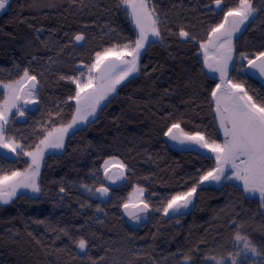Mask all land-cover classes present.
<instances>
[{
	"label": "trees",
	"instance_id": "1",
	"mask_svg": "<svg viewBox=\"0 0 264 264\" xmlns=\"http://www.w3.org/2000/svg\"><path fill=\"white\" fill-rule=\"evenodd\" d=\"M213 1L148 0L159 17L163 42L150 41L140 54L138 73L117 87L95 119L67 135L62 152L46 155L38 196L21 192L0 203V264H176L185 255L198 259L204 254L190 248L191 230L200 231L202 220L184 216L179 235L176 218L164 215L163 207L199 182L216 161L191 148H173L164 133L179 123L185 132L221 139L211 95L218 79L206 69L200 47L224 17V10L208 7ZM237 4L227 0V7ZM182 30L189 36H180ZM79 34L81 44L75 42ZM137 37L121 0L11 1L0 17V103L5 99L1 85L19 80L28 69L37 76V105L24 121L13 118L6 125V135L22 151L14 161L0 153V175L26 170L30 159L24 151L71 122L76 103L68 97L75 96L76 86L67 78L79 77L77 64L91 65L97 52ZM231 79L245 83L254 95L249 77L236 70ZM152 101L158 107L149 105ZM109 158L126 166V179L113 183L110 200L101 202L94 190L106 179L102 168ZM134 186L144 189L150 205L147 220L138 226L121 212ZM81 238L88 245L84 255L77 252ZM183 240L189 253L180 247Z\"/></svg>",
	"mask_w": 264,
	"mask_h": 264
},
{
	"label": "snow or ice",
	"instance_id": "2",
	"mask_svg": "<svg viewBox=\"0 0 264 264\" xmlns=\"http://www.w3.org/2000/svg\"><path fill=\"white\" fill-rule=\"evenodd\" d=\"M214 2L217 8L221 7L222 0H214ZM8 3L9 0H0V10H3ZM121 3L130 9L131 19L139 30L137 39L134 42L124 44L122 47L107 48L103 52H97L95 62L91 65H85L89 73L85 81L76 77L67 78L76 86L75 96L68 97V100H75V115L66 126L56 129L57 135L53 136V133H49L44 140L40 141L46 147L63 148L64 137L69 130L74 129L78 124L88 123L89 117L95 116L101 101L107 99L109 94L114 93L118 84L139 71L138 60L141 49L144 48L149 35L161 38L158 26L159 17L155 15V8L149 4L148 0H121ZM259 11L260 9L254 6V0H238L236 7L229 8L224 13V23H220L211 29L208 41V44H213L214 47L219 42L218 55L213 57L212 63L209 62L208 44H200V47L205 49V66L210 71L220 74L221 83L216 85L211 95L216 102V118L219 120V127L223 130L224 139L221 143H217L215 140L210 141L201 133L189 134L180 127L179 123H173L168 127L164 134L169 136L171 140L178 141L180 144L188 141L208 149L215 154L216 164L212 170L200 177L198 183L187 191L177 193L168 199L163 207L164 215H168L170 210L178 213L182 208H187L192 202L197 188L205 181L221 182L232 179L242 181L243 191L252 194L258 193L261 203L264 204V102L257 103L253 96L245 91L242 83H236L228 78L229 62L232 60L234 51L233 36L240 31L241 25H244L246 21H249L250 18L255 19ZM230 16L234 18V22L231 27L225 28V23ZM180 36L188 37L189 33L182 30ZM213 36L215 40L212 39ZM75 39L80 41L84 37L77 35ZM161 42H163L162 38ZM109 56H114L115 61L119 63L109 61L106 64L105 59ZM126 57H131V59H126ZM240 58L247 60L250 68L264 76V52H260L255 59H250L246 54L240 53ZM93 70H96L99 75L93 76ZM80 76L83 77L84 73L81 72ZM61 79H65V77H61ZM96 81L99 83L97 84ZM225 84L227 88L221 92L222 85ZM25 85L28 86L27 92H24ZM2 86L7 90V94L3 103L0 104V148L9 149L11 152H16L17 149L22 151L21 145L16 143L13 137L6 135V125L9 123L8 115L12 109L15 108L17 112L23 115L19 101L24 96L33 97V102H35L34 97L38 86L37 76L30 75L28 69H24L23 76L19 80L2 84ZM87 89L92 91L82 96V93H85ZM25 102L28 101L25 100ZM23 154L32 157V165L35 167L29 166L23 172L15 171L11 174L0 175V203H10L20 188L31 189L33 193L41 192L36 177L39 174V160L43 158V150L38 145L36 151ZM109 163L107 160L104 162L105 174L108 173ZM124 167V165L120 166L121 175ZM229 170H231V175L228 174ZM108 179H112V177L108 176ZM60 191L63 192L64 189L61 188ZM96 191L107 194L109 189L101 187ZM136 191L142 196L144 189L138 188ZM123 207L133 220H139V213L148 211L150 205L146 201L140 200L139 204L131 205V208L135 209L134 211L129 210L130 205L127 203ZM156 211H160V209H156ZM65 235H67L66 232ZM234 240L243 242V248L235 253H228L231 264H241V260L246 261L249 254L264 259V247L255 246L246 235H241L239 230L236 231ZM77 246L81 251H84L87 247V241L81 238ZM236 247L239 245L237 244ZM191 259V255H185L183 264H190ZM206 259L214 261V264H225L226 258L217 259L215 256H211L206 257ZM92 264H98V262L93 260Z\"/></svg>",
	"mask_w": 264,
	"mask_h": 264
},
{
	"label": "flooded vegetation",
	"instance_id": "3",
	"mask_svg": "<svg viewBox=\"0 0 264 264\" xmlns=\"http://www.w3.org/2000/svg\"><path fill=\"white\" fill-rule=\"evenodd\" d=\"M11 1L9 0L5 8L0 10V17L9 9ZM254 6L260 11L256 14L255 19L250 18L240 27L239 35L236 38L237 43L236 41L234 43L233 68L228 71V78L231 79V74L236 70L240 75L249 77V84L253 88L254 95L250 94L245 83H239H242L245 91L253 96L257 103H262L264 102V76H259L260 74L256 70V75L250 76L247 72L248 62L239 58L240 53H244L250 59H255L260 52H264V0H254ZM229 8L232 7H227V0H223L220 10H224L225 13ZM233 22L234 18L228 17L227 24L232 25ZM222 23H224V17ZM239 59H241L240 62ZM213 73L217 79H220L218 72ZM29 110L26 105V117ZM223 139L224 136L221 134L220 140ZM107 174H105L106 179L102 185H106L112 192L114 182L108 179ZM228 174L231 175V170L228 171ZM149 212L150 208L148 212L141 214L149 215ZM186 215L192 222H201L202 220L201 223L205 224L200 231L196 227L191 230L190 248L194 252H204V254L200 255L198 259L191 257L190 264H214V261L206 259L211 256H215L217 259L225 257V264H231L228 253H235L243 248V242L234 240L237 230L241 235H246L258 248L264 247V204L261 203L257 194L245 193L239 180H223L219 185L211 181L207 184L203 183L197 188V192L187 208H182L176 216H173L170 210L167 216L176 218V227H178L177 223L179 222L177 221L182 222ZM128 220L132 223L133 219L128 218ZM237 244L239 247H236ZM184 257H181L176 264H183ZM241 264H264V259L249 254L246 261L241 260Z\"/></svg>",
	"mask_w": 264,
	"mask_h": 264
},
{
	"label": "rangeland",
	"instance_id": "4",
	"mask_svg": "<svg viewBox=\"0 0 264 264\" xmlns=\"http://www.w3.org/2000/svg\"><path fill=\"white\" fill-rule=\"evenodd\" d=\"M129 10H130V9H129ZM133 23H134V22H133ZM228 23H229V22H228ZM134 25H135V23H134ZM231 26H232V25H229V24L225 23V28H228V27H231ZM135 27H136V26H135ZM137 31H138V35H139V30L137 29ZM221 31H223V29H221ZM239 32H240V31H239ZM239 32H236V33L234 34V36H233L232 44H233L234 48H235L234 43H235V41H236L237 36L239 35ZM209 38H210V36H209ZM209 38H208L206 41L202 42V43H204V44H208ZM212 39L215 40V37L213 36ZM153 40H160V38L152 37L151 35H149V39H148V41L145 42V45H144V46H146L150 41H153ZM221 42H222V41H221ZM112 48H113V47H112ZM218 48H219V42L216 43V46H215V47L213 46V44H208L207 51H208V56H209V62H210V63L213 62V57H215L216 55H218V52H217V49H218ZM201 52H202V59L204 60V52H205V49H202V48H201ZM239 58H240V57H239ZM126 59H131V57H126ZM240 60H241V59H239V62H240ZM94 62H95V61H94ZM139 62H140V57H139V60H138V65H139ZM205 67H206V66H205ZM206 69L208 70V72L213 73V72L210 71L207 67H206ZM82 72L84 73V76L81 77V76L79 75V77H77V78L81 79L82 81H85V80L87 79L88 75H89L87 67H84V68L82 69ZM137 73H138V72L133 73V74H132L131 76H129L126 80H128L130 77H132L133 75H135V74H137ZM92 75H93V76H97V75H98L97 71H96V70H93ZM126 80H124V81H126ZM124 81H122L121 83H123ZM9 83H11V82H9ZM96 83L98 84L99 81H96ZM121 83H120V84H121ZM220 83H221V80L218 79L217 84H220ZM3 84H7V83H3ZM120 84H118V85L116 86V89H117V87H118ZM1 87L3 88L2 85H1ZM225 88H227V85H226V84H225V85H222V88H221L220 91L222 92ZM3 90H4V92H5V97H6L7 90L4 89V88H3ZM27 90H28V86L25 85V87H24V92H27ZM91 91H92L91 89H87V90L85 91V93H82V96H83V95H86L88 92H91ZM114 93H115V92H114ZM114 93L109 94V96L107 97V99H108L111 95H113ZM107 99L101 101L100 106H99V107L97 108V110H96V114H95V116H94V117H89V121H91V120H93V119H95V118L97 117L98 112H99L101 106L104 104V102H105ZM213 99H214V98H213ZM25 100H27L28 102L26 103ZM31 101H33V97H27V96H24V97L19 101V105H20V108H21V111H22V112H25V111H26V105H27L29 102H31ZM34 101H37V96H36V94H35V97H34ZM140 102H141V103H142V102L144 103V105L146 106V108L149 110L150 114H156L155 109L152 108V107H148L147 104H146V103H147L146 101H140ZM2 103H3V102H1L0 104H2ZM214 104H216L215 99H214ZM149 105H156V103L152 101ZM156 106H157V105H156ZM157 107H158V106H157ZM155 108H156V107H155ZM19 113H20V112H17L15 108L12 109V112L9 113V115H8V120H9V122H10L13 118H16L17 115H18ZM86 124H87V123H86ZM86 124H78V125H76L74 129L69 130L68 134L74 132L76 129H78V128H80V127H84ZM66 125H67V124H66ZM66 125H62V126H59V127H56V128H54V129H52L51 131H49V132L46 134V136H48L49 133H53V136L57 135V133H56V129H58V128H60V127H63V126H66ZM113 128H114V127H111V132H112V129H113ZM187 133H188V132H187ZM68 134H67V135H68ZM189 134H195V133H189ZM67 135H65V137H64V144H65V140H66V138H67ZM202 135H203V134H202ZM46 136H45V137H46ZM45 137H44L42 140H44ZM215 141H216L217 143H221L223 140H215ZM16 143H18V142H16ZM18 144H19V143H18ZM39 147L43 150V158L39 160V164H40V167H39V174H38V176L36 177L37 183H38L39 186H40L39 181H40V172H41V168H42V162H43V159H44V158L46 157V155L49 154V153H52V152H56V153H58V152H62L63 149H64V146H63V148H51V147H46L44 144L39 143ZM190 148H191V149H194V150H197V151H200V152H203V153H206V154H210V155H212V156L215 158V154H214V153L210 152V151H209L208 149H206V148H201V147H199V145H196V144H192V143H191ZM19 150H20V149H17V151H19ZM34 151H36V148H35L34 150H32V151H26V152H34ZM26 152L24 151V153H26ZM26 156L29 157V159H30V165H29V166H32V167L34 168L35 166L32 165V157H31V156H28V155H26ZM107 161L110 162V163H109V166H108V174H107V177H108V176H111V177H112L111 180H112L114 183H116V184H122V183L125 181V179H126V169H127L126 166H125V165H124L119 159H117V158H114V159H113V158H109V159H107ZM117 161H119V163H117ZM121 165H124V166H125L122 175L120 174V166H121ZM28 168H29V167H28ZM28 168H27V169H28ZM102 169H103V171L105 172V170H104V164H103V168H102ZM23 171H25V170H22V171H20V172H23ZM235 180H236V179H235ZM222 181H223V180H222ZM208 182H209V181H205L204 184H207ZM211 182H212V183H215V184H218V185L220 184V182H215V181H211ZM241 184H242V186H243L242 181H241ZM138 188H142V187H140V186H134L132 192L130 193V195H129V197H128V200H127L125 203H127V204H129V205H133V204H139L140 200H144V198H143V194H142V196H141V194L138 193V192L136 191V189H138ZM21 192L28 193L29 195H32V196H34V197H36V196H38V195L40 194V193H33V192L31 191V189L20 188V189L17 190V195H18L19 193H21ZM143 193H144V192H143ZM256 194L259 196L258 193H256ZM14 197H15V196H14ZM147 218H148V215H147V214H141L139 220H132V224L138 226L141 222H143L144 220H147ZM177 222H179V223H177V225H180V221H177ZM177 233H178L179 235L183 233V229H180V226H179V227H176V234H177ZM176 242H177L176 245L178 246V243L180 242V240H179V239H176ZM183 245H184V248H183ZM177 246H176V247H177ZM180 247H181L182 249H184V251H187L188 253L190 252L188 241H184V240H183L182 246H180Z\"/></svg>",
	"mask_w": 264,
	"mask_h": 264
},
{
	"label": "water",
	"instance_id": "5",
	"mask_svg": "<svg viewBox=\"0 0 264 264\" xmlns=\"http://www.w3.org/2000/svg\"><path fill=\"white\" fill-rule=\"evenodd\" d=\"M211 6L214 7L215 9H217V10H220L221 7L223 6V0H222V4H221V7H220V8H217V6H216V4H215L214 1H213L212 3H210V4H208V7H211ZM79 35H82V34H79ZM82 36H83V35H82ZM83 37H84V36H83ZM83 41H84V39H83V40H80V41H77V40L75 39V42L78 43V44H81ZM144 48H145V47H144ZM144 48L141 49V52L144 51ZM233 58H234V51H233V53H232V60L229 62V70L233 68V62H234V61H233ZM109 61H115V57H114V56H109V57H107V58L105 59V63H106V64H107ZM245 61H247V60H245ZM256 62H257V61H256ZM115 63L118 64L119 62H118V61H115ZM257 63H259V62H257ZM84 67H85V64H84V63H78V64H77V68H78V69H83ZM102 67H103V65H102ZM229 70H228V71H229ZM247 72H248V74H249L250 76H255V75H256V73H255V69L250 68L249 65L247 66ZM98 75H99V73H98ZM259 76H261V75H259ZM36 105H37V102H36V101H35V102L31 101V102H29V103L27 104V108H28V109H33V108L36 107ZM215 108H216V107H215ZM215 108H214V116H215V118H216V111H215ZM25 118H26V113L23 112V115H21L20 113L17 115L16 120H17L18 122H22ZM216 121H217V123H218V125H219V120H218L217 118H216ZM219 131H220V133L223 135V130H222L220 127H219ZM174 132H175V130H174ZM223 136H224V135H223ZM167 139L169 140L171 146H172L173 148H175V149H178V150L186 149V148H188V147L191 145V142H188V141H186L184 144H180L178 141L171 140L169 136H167ZM0 153H2L5 157H7L8 159H10V160H12V161H14V160H16V159L18 158L17 152H11V151H9V149H6V148H0ZM101 187H107V186H106V185H101V186H98L96 189L101 188ZM107 188H108V187H107ZM96 189H95V195H96V199H97L98 201H101V202H107V201L110 200V198H111V191H110L109 188H108L109 191H108L107 194H101L100 192L96 191ZM1 204H3V203H1ZM129 210H130V211H134L135 209H132L131 206H130ZM181 210H182V209H181ZM181 210H180L178 213H174V212H172V215H173V216H176L177 214H179V213L181 212ZM148 211H149V210H148ZM148 211H146V212H148ZM140 213H143V212H140ZM140 213H139V214H140ZM122 214H123L126 218H131V217L127 214V212H126V210L124 209L123 206H122ZM87 251H88V245H87V247H86V249H85L84 251H81V250L78 248V246H77V252H78L79 255H84V254L87 253Z\"/></svg>",
	"mask_w": 264,
	"mask_h": 264
}]
</instances>
